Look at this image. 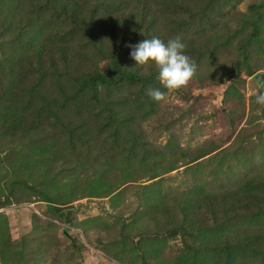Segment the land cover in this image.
Wrapping results in <instances>:
<instances>
[{"label":"rangeland","instance_id":"rangeland-1","mask_svg":"<svg viewBox=\"0 0 264 264\" xmlns=\"http://www.w3.org/2000/svg\"><path fill=\"white\" fill-rule=\"evenodd\" d=\"M258 81L264 0H0V264H264Z\"/></svg>","mask_w":264,"mask_h":264},{"label":"clouds","instance_id":"clouds-1","mask_svg":"<svg viewBox=\"0 0 264 264\" xmlns=\"http://www.w3.org/2000/svg\"><path fill=\"white\" fill-rule=\"evenodd\" d=\"M185 48L186 44L179 37L167 42L152 37L131 46L130 58L135 66L154 65L161 87L175 91L185 86L197 71L196 64L185 54ZM258 88L264 89V81H258ZM147 95L159 102L165 99L166 93L160 88H150ZM256 102L264 104V91L256 96Z\"/></svg>","mask_w":264,"mask_h":264},{"label":"water","instance_id":"water-1","mask_svg":"<svg viewBox=\"0 0 264 264\" xmlns=\"http://www.w3.org/2000/svg\"><path fill=\"white\" fill-rule=\"evenodd\" d=\"M238 75L235 74V73H230L228 76H227V79L230 80V79H237ZM258 79L261 78V76H258L257 77Z\"/></svg>","mask_w":264,"mask_h":264}]
</instances>
